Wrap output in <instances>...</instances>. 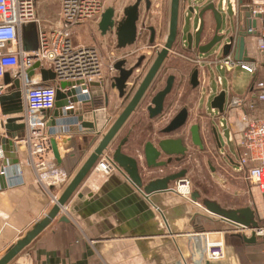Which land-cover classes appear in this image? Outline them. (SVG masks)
Returning a JSON list of instances; mask_svg holds the SVG:
<instances>
[{
  "label": "crops",
  "instance_id": "crops-1",
  "mask_svg": "<svg viewBox=\"0 0 264 264\" xmlns=\"http://www.w3.org/2000/svg\"><path fill=\"white\" fill-rule=\"evenodd\" d=\"M148 1L151 3L149 11L147 10ZM221 2L222 0H184L182 2L180 29L183 37L178 40L169 59L165 62V69L158 76L159 84L156 93L165 87L170 76L176 78L174 90L166 100V114L162 118L151 121L146 108L140 107L116 140L117 146L123 138L128 137L129 142L124 152L139 159L143 165L145 144L162 138L155 134V130L160 131L181 110L187 109L190 114L189 126L186 133L181 132L189 147L186 159L168 170L147 175L145 180L148 182L165 176L168 174L166 172L170 174L184 169L188 170V177L196 171L199 175V184L195 185L193 191L200 194L201 200L194 203L192 200L184 199L175 193L173 189L175 184L172 185L173 191L154 195L148 199L122 172L115 169L112 174L103 175L94 171L96 164L66 204L67 212L61 215L66 216L70 223L60 222V217L56 218L11 264H164L169 257L174 258L172 261L177 257V263L200 264L204 256L203 234L210 233V227L215 228L213 229L215 231L211 232H215L218 238L222 236L225 241L226 264H264L263 239H258V242L253 245L246 244L238 237V230L219 217L209 215L201 206L202 201L208 199L226 209L254 208L262 220L261 225L264 229V195L258 194L256 189L246 181L244 173L239 170V147L235 142L230 141L234 115L226 111L224 117L218 120V111L211 108L212 100L222 91L228 94L227 104L233 96L255 98L249 92L250 87L238 94L232 92L231 83L229 87H226L225 77L222 75L224 73L226 78H229L233 72L208 65L199 68L193 62L196 57L211 60L216 57L221 58V55L214 53L203 57L195 51L188 50L187 45V34L194 35L197 32L200 27L198 14L209 4L215 5L223 15L224 21L239 27L233 12L223 11ZM39 6L42 11V3ZM114 6H117L115 1L113 5L108 6V9ZM156 6L159 8L156 9ZM192 8H194L193 13L190 12ZM170 10L171 0H156V3L152 0H142L139 10L138 41L126 48H119L116 38V43L112 44L115 45L119 54L113 55L119 57L120 61L129 60V67L139 63L142 56L151 59L153 53H157L165 44ZM116 11H118L117 17L123 14L121 20L125 19L124 13ZM229 11L232 16L226 19L224 13L227 14ZM204 18L206 25L204 43H206L212 36L214 23L210 14ZM151 27L157 31L156 42L152 47L149 45L151 38L149 28ZM87 31L89 28L86 25L75 28L73 30L76 36L75 42L80 45L96 46L104 55H109L107 50L109 48L101 42L98 43V40L85 38L84 43L83 39H80V36ZM246 44L250 58L257 56L256 38L248 36ZM37 47L38 44L32 50ZM196 68L200 70V87L197 89L191 84L192 74ZM114 76L117 74L112 75V78L109 76V79L105 81L104 91H108L110 98L108 107H105L104 98L95 97L94 104L89 110L92 112L87 115L90 122L96 121L93 118L95 114L98 122L108 120L102 135L108 131L128 101L120 99L116 89L111 87L110 82ZM143 78L144 76L140 81ZM218 78L222 79L221 86ZM260 78L264 79V73ZM34 80L39 81V76L34 77ZM129 84L128 86L131 87V83ZM75 107V112L85 108L80 104ZM51 117L57 122L60 121L61 111H52ZM226 122L227 131L225 130ZM194 124L201 128L203 149L194 146L191 142L189 129ZM214 126L217 127L218 139L213 131ZM77 127L58 125L56 126L58 133L54 136L62 159V165H58L56 160L54 165L71 178L67 185L46 187L39 184L36 172L26 165L27 156L23 148L18 152L21 178L17 180L19 170L14 172L12 167L7 168L9 187L0 190V259L49 214L53 208L51 206L53 198H60L98 146L102 136L97 137L95 133H88L89 131L80 133ZM63 129L67 132L61 133L60 130ZM48 131H50L49 128ZM221 135L225 142H221ZM179 136L174 134L169 137L178 138ZM107 155L111 156V153ZM1 168L0 163V171ZM142 168L143 175L145 166L143 165ZM246 234L249 236V232Z\"/></svg>",
  "mask_w": 264,
  "mask_h": 264
},
{
  "label": "built area",
  "instance_id": "built-area-1",
  "mask_svg": "<svg viewBox=\"0 0 264 264\" xmlns=\"http://www.w3.org/2000/svg\"><path fill=\"white\" fill-rule=\"evenodd\" d=\"M43 1L0 0V140L6 136L4 126L8 119H16L17 124H24L23 137L15 141L16 151L25 150L26 165L36 172L39 184L61 187L67 185L71 178L54 165L47 126L55 109L60 85L63 82L72 84L68 90H77L79 96L91 101L94 99L93 89L97 88L95 84L100 86L109 76L112 78V75L117 74L116 64L120 58L113 54L106 56L96 46L80 45L71 35L75 28L95 20L101 21L109 8V0H56L59 7L58 23L49 29L43 26L37 16V6ZM221 6L223 11L233 12L239 27L244 26L248 36L256 38L257 56L248 62L236 61L233 55L211 60L197 58L193 62L200 68L208 65L228 72L240 68L254 76L249 92L255 99L233 96L226 108L234 115L230 141L239 147V170L244 173L246 181L264 195V79L260 78L264 73V0H222ZM32 25L38 30V47L27 51L23 29ZM36 64L51 70L56 75L55 82L43 84L39 70L33 76H28ZM37 75L39 81L34 80ZM6 76L10 78L8 84L5 82ZM18 80L23 86L22 111L4 115L2 97L16 92L15 82ZM218 83L222 85L221 78H218ZM74 106L70 104L68 109ZM4 153L0 146L1 164L5 159ZM94 171L103 175L112 174L115 166L111 156L107 153L103 155ZM20 172L19 169L17 180L21 178ZM173 189L184 199L192 200L194 191L188 177L176 182ZM58 200V197H54L51 206H55ZM66 212L65 206L62 213ZM238 232L239 235L246 232H249V236L251 234V230ZM259 234H264V229ZM203 240L204 256L200 264L206 261L210 264H226V244L222 236L218 238L216 233L215 237L203 234Z\"/></svg>",
  "mask_w": 264,
  "mask_h": 264
},
{
  "label": "water",
  "instance_id": "water-1",
  "mask_svg": "<svg viewBox=\"0 0 264 264\" xmlns=\"http://www.w3.org/2000/svg\"><path fill=\"white\" fill-rule=\"evenodd\" d=\"M183 1L184 0H171L170 22L165 44L163 48L157 52L152 66L135 89H133V87H129L128 85H130V81L136 77L135 71L140 68L144 57H142L140 64L132 67H127V61H120L116 64L117 76H114L110 82L111 87L116 89L120 99H128V101L120 115L116 118L104 135H102V132L104 131V128H106L108 120L106 119V121L98 122L96 114L94 115L95 117H93L96 121L90 122L87 118L89 117L87 115L92 112L89 110L92 108L94 103L85 100L82 96H79V92L77 90H68V88L72 87V84L66 82L61 83L60 89L57 92L55 109L56 111H61L62 118L58 122L51 119L47 125L50 129V131H48L50 136V146L57 164L62 165V159L58 150V144L54 138V136L58 133L56 126L62 124L78 126L77 131L80 133L83 131H89L88 133H95L96 136L102 137L91 156L60 196L58 203L53 206L49 214L37 223L22 240L6 252V254L0 259V264H11L51 225L52 221L56 218L60 217V222L70 223V220L66 216H61L62 208L66 206L78 188L89 176L95 165L106 153H111V159L115 169L126 175L129 181L148 199L154 195L165 194L173 191L172 185L187 177L188 171L184 169L170 174L169 172H166L168 174L165 176L149 180L148 182L145 180L147 175H154L157 171L168 170L175 164H180L188 155L189 147L186 145L183 134H181V132L186 133L185 131L189 126L190 114L187 109L181 110L158 134V137L162 138L155 141H149L145 144L143 149V165L145 166L143 175L142 162L124 152V148L128 144L129 138H123L116 146V140L119 135L125 129L131 117L141 107L146 94L156 81L161 68L169 59L171 52L178 43V40L183 37V32L180 29V13ZM141 3L142 0H138L134 6L125 12V19L117 31L119 48H126L127 46L136 43L139 39L138 22ZM149 7L150 2L148 1L147 8L149 9ZM190 12L193 13L194 8H192ZM209 14L211 15L214 23V30L211 38L204 43V38L206 36L204 17ZM115 15L116 11L113 8L106 10L103 15L99 23V28L104 34H107V32L115 25V19L117 17V15ZM198 15L200 19L199 29L194 35L191 33L187 34L188 50L195 51L198 55L203 57L217 53L222 57L233 55L236 61H252L247 50L246 38L248 35L245 33L244 26L236 27L233 23L224 21L223 15L217 10L214 4H209L208 6L202 8ZM29 27H25L23 29V33H25ZM149 32L151 33L149 45L154 46L157 31L155 28L151 27L149 28ZM27 51H30V49L27 48ZM36 70H39L43 84L48 85L55 82L56 75L51 70L42 67L41 64H36V66L28 72V76H33ZM199 79L200 70L195 69L191 78L193 88L197 89L200 87ZM5 82L6 84L10 82L9 76H6ZM175 82V77L170 76L166 81L165 87L153 96L151 104L146 108V112L151 121L162 118L166 114V100L172 94ZM101 86L105 87L106 83L102 82L100 86L99 84H95V87L97 88L93 89L92 94L94 98H104L105 107H108L110 101L109 93L108 91H104ZM22 87V82L18 80L15 82L16 92L2 97L4 115L17 114L22 111ZM12 100H14L13 103H11ZM227 101L228 94L226 91H222L215 96L211 102V108L218 111V120L224 117L227 111ZM70 104H80L86 109L83 108L78 110V112H75V106L72 109H68ZM70 115L72 117H69ZM17 123L18 120L10 118L4 126L6 136L1 139V146L5 152V159L2 162V168L0 171V190L9 187L7 182L9 170H6L7 167H13L14 172H18L17 170L20 169V160L18 158V152L16 151L15 141L23 137L25 126L24 124ZM213 131L218 139L216 126L213 127ZM60 132L65 133L67 130L64 131L63 129L60 130ZM174 134H179L180 136L178 138L169 137ZM189 134L192 144L203 149L200 126L197 124L191 126ZM256 191L258 194H261L258 190ZM200 200V194L193 193L192 201L194 203H198ZM201 206L209 215L219 217L222 221L228 223L234 229H238L240 231L251 230L250 236H247L246 234L238 235V237L246 244L253 245L258 242V239L264 240V234H259L263 231L261 225L262 220L259 218V214L254 208L246 207L240 209H226L218 203L208 199L203 200ZM173 259V257H169L164 264H182L177 263V257H175L174 261H172ZM205 264L210 263L206 261Z\"/></svg>",
  "mask_w": 264,
  "mask_h": 264
},
{
  "label": "rangeland",
  "instance_id": "rangeland-1",
  "mask_svg": "<svg viewBox=\"0 0 264 264\" xmlns=\"http://www.w3.org/2000/svg\"><path fill=\"white\" fill-rule=\"evenodd\" d=\"M114 1H115V4H117V6H114V9L119 10L120 12H122L124 14H125L126 10H128L129 8L134 6L137 2V0H109V3H107V6L113 5ZM152 2L156 3V0L155 1L152 0ZM39 4H41V3H39ZM39 4L37 6V16L41 20L43 26L46 27L47 29L54 27V25H56L58 23L57 12L59 11V7H58L57 1L56 0H45V1H43L42 2V6H43L42 11L40 10ZM231 14L232 13L230 11L227 14L224 13V17L227 19L228 16L229 17L232 16ZM122 17H123V14L121 16L119 15L115 19V25L107 32V34H104L100 30V28H99L100 20H95V21L90 22L89 24L86 25L89 28V31H87L86 34L81 35L80 39H83L82 40L83 42L85 41L84 40L85 38H88L90 40H98V43L101 42V44H103L105 47L109 48V49H107L109 54H111V55L115 54V56H118L119 53H118V51H116L115 45H113V44L116 43L118 28L121 26V24L124 21V19L121 20ZM188 27H190V23H188ZM28 30L29 31H26L25 33H23V41H24L25 49L27 50V48H29L31 51V48H33L37 45L38 30L36 29L35 25L30 26L28 28ZM71 35H72V38L75 39L76 36H74L73 31H72ZM102 40H104V41H102ZM112 47H113V49H112ZM101 50L103 51L102 48H101ZM222 76L225 77L224 82H225L226 87H229V85L231 83L232 92H234L236 94H238V92H240V91H246L251 86L253 78H254L253 75L242 71L240 68L235 69L233 71V73L230 74L229 78H226L224 73ZM111 116L112 115L110 113L109 117L111 118ZM225 127H226L225 130L227 131L228 130L227 122L225 123ZM97 137H100V136H97ZM221 142H225L222 135H221ZM188 178L191 180L193 188L195 187V185L199 184L198 183L199 175H198V173H196V171L194 173H192L191 175H189ZM209 229H210V231H209L210 233H208V234H211L215 237V232H211V231H215V230H213L215 228L210 227Z\"/></svg>",
  "mask_w": 264,
  "mask_h": 264
},
{
  "label": "flooded vegetation",
  "instance_id": "flooded-vegetation-1",
  "mask_svg": "<svg viewBox=\"0 0 264 264\" xmlns=\"http://www.w3.org/2000/svg\"><path fill=\"white\" fill-rule=\"evenodd\" d=\"M151 9V3H150V7H149V9L147 8V10L149 11ZM135 44V43H134ZM152 47V46H151ZM160 51V50H159ZM158 52V51H157ZM156 55H157V53L155 52V53H153V56L151 57V59L149 58V57H145V56H142V57H144V60L141 62V60H140V62H141V66H140V68L139 69H137L135 72H136V75H137V78H135L134 77V79L131 81V87H133V89H135L139 84H140V82L142 81H140V79L142 78V76H145L146 75V73L149 71V69H150V67L152 66V64H153V62H154V60H155V58H156ZM127 59V58H126ZM142 59V58H141ZM196 59H197V57H196ZM124 61H129V60H124ZM140 62L139 63H137V64H140ZM129 63V62H128ZM136 64V65H137ZM134 66V65H133ZM127 67H129V65L127 64ZM130 67H132V66H130ZM200 68V67H199ZM199 68H196V69H199ZM165 69V63H164V65H163V67L161 68V70H160V73L163 71ZM159 73V74H160ZM139 75V76H138ZM159 76V75H158ZM176 79V78H175ZM176 83V82H175ZM158 84H159V80H158V77L156 78V81L154 82V84L152 85V87H151V89L148 91V93L146 94V96H145V98H144V100H143V102H142V104H141V107L142 108H147L150 104H151V100H152V98H153V96H154V94L156 93V90H157V87H158ZM128 100V99H127ZM91 102L92 103H94V99L93 100H91ZM54 111H56V109H54ZM53 111V112H54ZM167 126V125H166ZM165 126V127H166ZM164 127V128H165ZM164 128H162V129H160V131L159 130H155V134H159ZM159 131V132H158ZM204 145V144H203ZM187 157V156H186ZM186 159V158H185ZM184 159V160H185ZM183 160V161H184ZM182 161V162H183ZM181 162V163H182ZM187 170V169H186ZM188 171V170H187Z\"/></svg>",
  "mask_w": 264,
  "mask_h": 264
},
{
  "label": "bare ground",
  "instance_id": "bare-ground-1",
  "mask_svg": "<svg viewBox=\"0 0 264 264\" xmlns=\"http://www.w3.org/2000/svg\"><path fill=\"white\" fill-rule=\"evenodd\" d=\"M191 201V200H190Z\"/></svg>",
  "mask_w": 264,
  "mask_h": 264
}]
</instances>
